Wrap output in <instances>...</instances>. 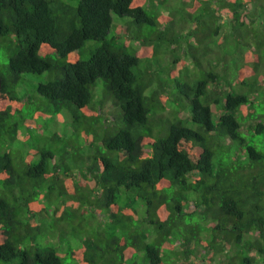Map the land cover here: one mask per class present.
<instances>
[{
  "label": "trees",
  "instance_id": "1",
  "mask_svg": "<svg viewBox=\"0 0 264 264\" xmlns=\"http://www.w3.org/2000/svg\"><path fill=\"white\" fill-rule=\"evenodd\" d=\"M0 187V264H264V0H0Z\"/></svg>",
  "mask_w": 264,
  "mask_h": 264
},
{
  "label": "rangeland",
  "instance_id": "2",
  "mask_svg": "<svg viewBox=\"0 0 264 264\" xmlns=\"http://www.w3.org/2000/svg\"><path fill=\"white\" fill-rule=\"evenodd\" d=\"M173 1V0H171ZM164 14H167V12L165 11ZM98 44L94 43L92 41L87 42L84 47L82 48V50L79 52H74L72 53L69 57H68V61H74V60H85L88 59L90 56V52L92 50H94L96 48ZM215 49V48H214ZM1 189V187H0ZM193 207V206H192ZM89 218L93 219V222L91 223L92 226L94 227V229H96L95 227H97L98 225H101L102 227H105V219L102 217V215H100V213L95 214L94 218H92V216L90 215ZM92 227V228H93ZM70 240V239H69ZM70 241H73L75 243L74 246H77L79 244V240H75V239H71ZM66 242H65V248H66ZM65 248H62V250L65 252ZM67 249V248H66ZM198 256L199 253L201 252V250H198ZM65 264H75L74 262H72L70 259H66L65 260Z\"/></svg>",
  "mask_w": 264,
  "mask_h": 264
}]
</instances>
